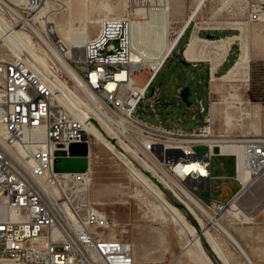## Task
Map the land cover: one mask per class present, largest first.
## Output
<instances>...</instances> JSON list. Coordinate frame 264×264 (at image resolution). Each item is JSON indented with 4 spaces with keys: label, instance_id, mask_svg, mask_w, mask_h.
Wrapping results in <instances>:
<instances>
[{
    "label": "built area",
    "instance_id": "1",
    "mask_svg": "<svg viewBox=\"0 0 264 264\" xmlns=\"http://www.w3.org/2000/svg\"><path fill=\"white\" fill-rule=\"evenodd\" d=\"M156 1L130 0L134 9L131 14L138 6ZM42 4L43 0H26L22 15L29 16ZM2 12L20 27L27 28L22 18L10 11ZM262 13L264 0L251 5L249 18L259 21ZM129 28L128 16L105 19L98 34L84 47L82 59L73 62L78 83L95 96L93 105L105 127L92 114L88 123L105 143L56 103L51 88L22 56L0 58V125L6 133L0 135V264L137 263L134 244L111 236L109 217L101 214L91 197L95 167L102 152L126 160L147 176L153 177L140 162L180 180L214 214L222 213L230 203L212 199L206 202L200 196L202 190H210L211 158L216 155L213 149L217 143L207 141L211 137L207 134L209 106L204 107L196 94L192 101L190 92L192 105L188 109L203 113V123L191 131L176 123L165 125L158 113V107L165 104L163 91L156 87L148 95L164 63L142 89L145 83L139 84L134 78L138 71L131 70ZM109 83L115 87L108 88ZM182 89L176 91L179 99ZM143 102L148 107H142ZM140 109L147 114L151 112L157 121L141 117ZM234 136L232 140L240 144L245 167L251 175L264 172V134ZM41 137L45 139L42 145L37 143ZM84 144L87 146L85 172H55L56 152L67 156L72 145L79 151ZM197 146H205L207 151L199 154L195 151ZM219 155L235 158V179L240 190L243 189L238 155ZM195 163L207 174L197 169L183 176L180 167ZM55 181L67 182L69 196H53Z\"/></svg>",
    "mask_w": 264,
    "mask_h": 264
},
{
    "label": "rangeland",
    "instance_id": "2",
    "mask_svg": "<svg viewBox=\"0 0 264 264\" xmlns=\"http://www.w3.org/2000/svg\"><path fill=\"white\" fill-rule=\"evenodd\" d=\"M19 1L20 0H13V4H17ZM43 1L45 2V0ZM197 1L198 0H181V12L172 19L170 24L172 31L171 35L174 34L173 32L175 28L178 27V25H180L191 13L197 4ZM223 1L224 0H207L199 12L198 19L193 21L190 32L194 31L197 25V27L201 28L198 30V33L200 32V37L218 40L221 37L241 33L240 30L231 28L234 27L231 23L241 22L242 25L245 23L244 26L249 33L248 39L252 48L248 74L240 81L230 83L229 86L222 88L217 94H212L210 75L207 73L203 75L198 74L196 68L192 65L184 66L181 63V57L175 52L173 57L165 61L162 69L150 86L148 95H151L154 88L160 87L164 94L162 100L165 102L164 105L158 107V113L162 118V122L165 125L176 123L177 126L182 127L184 130L191 131L203 123L204 114L188 109L187 105L183 103L181 99L176 97V91L178 88L190 86L192 101H195L196 94V96L202 100L204 107L207 108L209 102L210 107L214 104L215 107L218 108L219 115L213 126L215 132L218 131L220 134L237 136L240 135V132H235L236 129H242L241 131L244 134L260 135L263 134L261 132L263 124L261 116L252 119L251 116L248 115V118H245L240 122L239 117L243 116L244 113H250L252 111L248 109L249 105H246V109H243V107H245V101L250 100L251 102H260L264 104V100L254 97L255 95H253V91H264V19L262 17L259 21H251L249 18L251 5L262 0H232L227 5H223ZM44 5L48 7L49 14L48 16L46 14L43 15L42 20L54 21L56 23H64L71 18L68 14L69 8L71 7L80 8L82 16L86 13V16L88 15L92 20H96L98 17H101L102 19L106 13L113 16L118 12H123L124 17H127L125 15V13H127L129 19H131V9L132 11L134 10L130 0H53L48 4L44 3L43 6ZM1 22L0 19V23ZM5 22L7 23L8 21L5 20ZM73 24L78 25L79 20L75 19ZM91 26H95L98 29V24H91ZM0 32H6L1 24ZM94 34L91 35V38ZM186 41L187 36L179 43L177 47L178 51H181L185 47ZM152 44L153 43H150V41L145 44L143 43L139 50L141 55V57H139V65L142 71L135 74L139 84H142L147 80L152 71L151 66L156 63L161 56V52L156 45ZM233 45L235 49L225 68L229 67L234 62L237 57V52L239 54L238 41H235ZM1 49V59H8L12 56V51L11 53L9 50H3L4 48ZM16 49L19 52L20 46L16 45ZM83 54L84 49L77 51V57L82 58ZM66 55L68 57L69 53ZM75 60L80 61L81 59L79 58ZM206 64L208 67L210 64V66H213L210 62H207ZM50 65L54 75L59 79H62L65 83L67 81L68 84H66L70 88L72 87L74 91L76 89L78 90L74 82L66 76L58 65V67H55L52 61H50ZM206 70L209 72V68ZM221 74H223V72H220L218 69L217 72L214 73L215 76ZM208 92H210L211 95L210 99ZM245 94H247V97ZM69 98L71 100L70 103L74 104L75 102L73 101V98L71 96H69ZM64 100L68 101L65 97ZM144 106L148 107V103L143 102L142 107ZM193 114H196L195 119L192 118ZM139 115L150 122L157 121L151 112L147 114L140 109ZM178 118L182 119V121H176ZM168 120H170V122H168ZM195 151L199 154H204L207 151V147L197 146ZM236 153L239 156V151ZM235 165L236 161L234 157L215 155L211 158V174L213 176L210 185L211 190H202L200 192V196L206 202H209L211 198L227 201L238 191L240 188L239 183L233 178H230L236 174ZM139 172L150 181L158 191L165 193L168 200L173 203L172 205L188 221L194 234L198 236L201 242L203 241V249L211 258L212 262L214 264H223L219 254L214 250L220 259H218L212 250L213 247L211 245L212 248L209 246L210 243L208 242V244L205 242V236L204 233H202L203 229L199 226L194 217L177 202L173 192L165 189L157 177H150L141 171ZM239 176H242V174H239ZM158 177L162 178L159 174ZM263 180L264 177L261 181L253 184L247 190L245 195L243 194L241 209L244 211H241L242 215L246 213L251 218L252 214H254L260 207L264 196ZM92 190L93 194L91 197L93 201L97 203V208L110 219V231L113 235L128 240L134 244L137 260L136 264L189 263V259L186 254L182 253V250L184 247H190L193 240L192 237H188V234L184 233V238L187 239V241L180 238L177 228L172 225V221L167 211V221L163 220L162 222V219L157 218L154 213V208L161 202L155 200L156 198L151 193L149 194V191H147L141 184H137V182L133 181L129 176L127 169L118 159L111 158L110 155L102 152L100 161L95 167ZM176 203L181 206H177ZM153 214L155 216H153ZM211 215L214 216L212 213ZM222 216L223 223L230 232L231 230L234 232L236 237L237 232L243 231V227L249 224V222L241 223L243 222L242 220H244V217L237 216V213H226ZM205 220L206 222H209L210 219L205 216ZM193 227L197 231H195ZM211 231L215 232L214 228H211ZM203 243L209 246L214 257ZM224 246L230 254L232 261L234 260L233 264H247L245 258L238 254L239 252H235V249L230 242L224 240ZM180 260H184L186 263L179 262ZM260 262L261 261H257V264H260Z\"/></svg>",
    "mask_w": 264,
    "mask_h": 264
},
{
    "label": "bare ground",
    "instance_id": "3",
    "mask_svg": "<svg viewBox=\"0 0 264 264\" xmlns=\"http://www.w3.org/2000/svg\"><path fill=\"white\" fill-rule=\"evenodd\" d=\"M52 1L53 0H45V2L43 1V4H48ZM206 1L207 0L197 1V4L191 13L180 25H178V27L175 28L173 35H171L172 31L170 24L172 19L181 12V0H157L156 2L147 5L145 4L141 7L138 6L135 10V13L130 19L129 28L131 70H137L138 72L142 71L139 65V57H141L139 50L143 43L145 44L150 41V43L152 42V45L155 44L161 52V56L158 61L151 66L152 71L150 76L144 82L145 84L142 86V89L146 86L153 74L168 59L176 43L183 36L190 23L198 19L199 12ZM231 1L232 0H224L223 5H227ZM25 4L26 0H20L17 4H13V0H0V19L2 21L0 24L3 25L6 31L5 33L0 32V49L4 48L3 50L6 49L10 52L12 51V56H22L34 73L51 88L54 93V100L56 103L59 106L64 107L71 116L79 119L85 129L92 130L96 135L97 140L104 142L101 134L95 128H92V126L88 123V117L92 114L99 120L103 127H105L104 120L100 115H97L99 113L93 105L96 98L86 87H80V84L78 83V73L73 65V62L77 61L75 59H82L81 57H77V51L84 49L86 44L98 34L102 22L108 18H125L123 12H118L113 16L106 13L102 19L101 17H98L96 20H92V18L90 19L88 15L86 16V13L82 16L80 8L71 7L69 8L68 13L71 18L67 22L56 23L54 21L42 20L43 15L46 14L48 16L49 14L48 7L46 5L43 6V4V7H39L35 11H32L29 16H23L21 9L24 8ZM2 10H6V13L7 11H10L13 15L22 18L23 23L27 28H22L17 25L11 17L3 14ZM125 15L128 16L127 13H125ZM262 17L264 19V13L261 14L260 20ZM75 19L79 20L78 25L73 24ZM5 20L8 22L6 23ZM91 24H98V29L95 26H91ZM231 24L234 25V27L231 28L238 29L241 33L235 34L234 36L221 37L218 40H211L198 36V30L201 28L196 25L195 30L193 31V34L183 52V55L188 62L203 61L213 64L211 68L212 77L210 79L212 94H217L222 88L229 86L230 83L240 81L248 74L252 55V48L248 39L249 33L247 28L244 26L245 23L243 25L241 22H233ZM92 34H94V36L91 38ZM235 41H238L239 47L237 60L225 73L215 76L214 73L217 72L218 67L227 56V53ZM16 45L20 46L19 52L16 49ZM67 53H69L68 57L66 55ZM50 61H52L55 67L59 66L61 68L66 76L74 82L78 90L76 89L74 91L72 87L70 88L67 85L68 82L66 80L67 84L62 79H59L56 75H54L51 69ZM136 77L137 76L134 75V78L137 81ZM107 86L108 88L113 89L115 84L109 83ZM68 95L73 98V101L75 102L74 104L70 103L71 100ZM64 97L67 98L68 101L64 100ZM218 115V108H216L214 104H212L211 107L209 106L208 118L210 125L207 126V134H210L211 137H209L207 141L210 143H217L215 147L219 148L220 154H237L236 152L239 151V174H242L239 178L244 183L243 189H241L230 201L222 213L214 214L211 212L214 215L212 216L210 208L206 207L199 200H197V198L191 195L180 180L171 178L163 172H159L158 169L152 165H146L144 162L140 163L151 171L153 177H157L165 189L173 192L177 202L180 203L184 209H186L194 217L199 226L203 229L202 233H204L205 239L219 254L223 264H233L234 260L232 261L230 254L227 252V249L224 246V240L230 242L235 250L237 241L223 223L224 221H222V215L232 213V211L242 204L241 200L243 194L245 195L247 190L253 184L262 180L264 172L259 173L255 177L252 176L251 172L245 167L244 154L240 144L232 140L235 136L220 134L218 131L215 132L213 126L217 121L216 119ZM248 115H250L253 119L251 111L250 113H244L243 116L239 117V122L248 118ZM0 135L6 136L2 125H0ZM28 135L29 133H25V136ZM39 135H43L42 130H40ZM240 136L249 135L240 134ZM44 141V137H41L37 143L42 145ZM69 154L70 150L67 151V156H69ZM118 160L127 169L128 174L133 181L137 182V184H141L147 191H149V194L151 193L156 198L155 200L161 202L154 208V213L157 218L162 219V222L163 220L167 221V211L172 221V225L177 228L180 238L187 241V239L184 238V233H187L188 237H192L193 240L190 247H184L182 250V253L186 254L189 259V263L187 264H214L211 258L204 251L202 242L199 240L198 236L194 234V231L188 221L162 195L163 192L158 191L150 181L137 171L138 169L134 165L122 158ZM197 169H200L203 175L207 174L205 169L196 163L180 167V171L183 173V176L193 170L197 171ZM158 174L161 175L162 178H159ZM53 196H69V186L66 181L54 182ZM100 212L103 214L101 210ZM155 215L153 214V216ZM205 216L209 217V222H206ZM211 228H214L215 232L211 231ZM110 233L111 236L114 237L111 231ZM179 262L186 263L184 260H180ZM246 263L252 264L248 260H246Z\"/></svg>",
    "mask_w": 264,
    "mask_h": 264
},
{
    "label": "crops",
    "instance_id": "4",
    "mask_svg": "<svg viewBox=\"0 0 264 264\" xmlns=\"http://www.w3.org/2000/svg\"><path fill=\"white\" fill-rule=\"evenodd\" d=\"M192 23L193 22L190 23L189 27L186 29L185 33L183 34V37L179 40L178 44L176 43L177 45H175L176 47L174 48L171 57H173L174 53L177 52V54L181 58H183V52H184V50L187 46V43L189 42V40L193 34V31L190 32ZM199 35H200V32L198 33V36ZM186 36H187V41L185 42V47L181 51H178L177 47H178L179 43ZM231 36H234V35H231ZM226 37H228V36H226ZM234 49H235V47H234V45H232L231 50H229V52L227 53V56L225 57V59L223 60L221 65L218 67V70L220 72L224 73L225 71H227L237 60L238 52H237V57L235 58L234 62L229 67L225 68V66L227 65L229 58H230L231 54L233 53ZM238 50H239V48H238ZM171 57H169V58H171ZM206 63L207 62H203V61L190 62V65H192L196 68L198 74L203 75V74L207 73L208 75H210V78H211L212 66H210L211 65L210 64L208 67ZM207 68H209V72H208V70H206ZM263 94H264V91H259V90L253 91V95H255V96L263 95ZM208 95H209V99H210V96H211L210 92H208ZM245 96L247 97V94H245ZM244 104H245V107H243V109H246V105H249L248 109L252 110L253 119L257 118L258 116H261V118L263 120L261 132L264 134V104L260 103V102H251L250 100L245 101ZM208 106H210L209 102H208ZM247 113H249V112H247ZM254 115H255V117H254ZM245 128H248V127H245ZM241 130L236 129L235 132L238 131V132H240V134H244ZM245 135H250V134L246 133ZM260 135H262V134H260ZM220 156H226V155H220ZM229 157H232V156H229ZM212 177L213 176L211 174V179H212ZM222 177H225V176H222ZM225 178H227V177H225ZM230 178H233L236 181L235 175L233 177H230ZM263 184H264V180H263ZM210 185H211V181H210ZM263 188H264V185H263ZM210 190H211V186H210ZM239 191H240V188L227 201H223L221 199H214V198H211V199L227 203V202L231 201L237 195V193ZM263 195H264V189H263ZM241 206L242 205L238 206L234 211H232V213H235V214L237 213V216L239 215L240 217H244V220H242L243 222H241V223H248L249 222V224H247L245 227H243V231L237 232V237L234 234V232L231 230L230 233L232 234V236L237 241V245L235 246L237 251L235 250V252L236 253L239 252L238 254L243 256L246 260L251 261L253 264H257V261H261L260 264H264V196H263V200H262L260 207L257 209V211L254 214H252L251 218L246 213H244V215L241 214V211L242 212L244 211L241 209L242 208Z\"/></svg>",
    "mask_w": 264,
    "mask_h": 264
},
{
    "label": "water",
    "instance_id": "5",
    "mask_svg": "<svg viewBox=\"0 0 264 264\" xmlns=\"http://www.w3.org/2000/svg\"><path fill=\"white\" fill-rule=\"evenodd\" d=\"M181 63L184 66H190L184 55L181 58ZM181 100L183 103L190 107L192 102L189 100L190 96V86H185L180 93ZM214 154L219 155V148L214 147ZM87 146L84 144L82 148L77 151L75 146H71L69 156H65L64 152H56V159L54 162L55 172H85L87 170Z\"/></svg>",
    "mask_w": 264,
    "mask_h": 264
},
{
    "label": "trees",
    "instance_id": "6",
    "mask_svg": "<svg viewBox=\"0 0 264 264\" xmlns=\"http://www.w3.org/2000/svg\"><path fill=\"white\" fill-rule=\"evenodd\" d=\"M181 39V38H180ZM179 39V40H180ZM157 76V75H156ZM254 97H258L259 99H262V100H264V94L263 95H258V96H254ZM261 97V98H260ZM138 171V170H137ZM139 172V171H138ZM140 173V172H139ZM161 192V191H160ZM162 195L168 200V198H167V196H166V194L165 193H162ZM169 201V200H168ZM170 202V201H169ZM171 204H173L172 202H170ZM176 205L177 206H181L180 204H178V203H176ZM194 228V227H193ZM195 229V228H194ZM195 231H197L196 229H195ZM200 235V234H199ZM205 238V237H204ZM203 242V241H202ZM205 242L206 243H208V241L205 239ZM204 244V243H203ZM209 244V243H208ZM205 245V247L207 248V250L211 253V255L214 257V254L212 253V251L210 250V248H209V246H210V244H209V246L207 245V244H204ZM211 247V246H210ZM212 248V247H211ZM212 250L214 251V249L212 248ZM214 253L216 254V256L218 257V255H217V253L214 251ZM218 259H220L219 257H218ZM221 261V260H220Z\"/></svg>",
    "mask_w": 264,
    "mask_h": 264
}]
</instances>
